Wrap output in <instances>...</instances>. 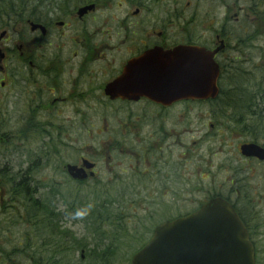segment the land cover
I'll list each match as a JSON object with an SVG mask.
<instances>
[{
    "label": "flooded vegetation",
    "instance_id": "af4514ba",
    "mask_svg": "<svg viewBox=\"0 0 264 264\" xmlns=\"http://www.w3.org/2000/svg\"><path fill=\"white\" fill-rule=\"evenodd\" d=\"M182 1L176 10L169 0H0L10 131L0 142L10 156L22 148L19 175L47 167L59 192L101 195L107 216H120L119 241L140 249L157 227L220 200L264 264V61L259 77L245 69L262 51L253 43L264 0ZM177 49L213 53L214 98L169 100Z\"/></svg>",
    "mask_w": 264,
    "mask_h": 264
},
{
    "label": "water",
    "instance_id": "95a60500",
    "mask_svg": "<svg viewBox=\"0 0 264 264\" xmlns=\"http://www.w3.org/2000/svg\"><path fill=\"white\" fill-rule=\"evenodd\" d=\"M177 52L181 58H175L169 70V100L196 95L214 98L219 73L212 60L213 53L198 49L189 52L177 49L174 53ZM194 57L201 59L197 65ZM195 65L197 81L192 73ZM188 67L192 68L189 78ZM80 172L69 167L74 179H83ZM211 215H215L212 220ZM131 264H254V261L252 246L242 226L227 204L216 200L189 217L157 227L149 242L133 255Z\"/></svg>",
    "mask_w": 264,
    "mask_h": 264
},
{
    "label": "trees",
    "instance_id": "16d2710c",
    "mask_svg": "<svg viewBox=\"0 0 264 264\" xmlns=\"http://www.w3.org/2000/svg\"><path fill=\"white\" fill-rule=\"evenodd\" d=\"M21 21L24 20H11L12 23ZM7 25L8 20L0 16V30L7 28ZM4 127L5 123L1 120L0 134ZM3 145L6 147L5 152H9L8 145L6 143ZM3 145L1 146L4 148ZM13 173L8 172L5 174L3 170H0V179L5 183V194L8 199L5 205H10L9 207H3L5 213L2 215H7L11 210L15 211V215L10 217V225L6 228L7 230L10 227L17 226V224L19 225V223L22 226L23 220L25 221L24 225L28 227L22 238V244L24 242L26 244L14 250L13 255L23 257L27 262L33 264H43L44 261L46 264H69L68 256L74 251L86 247L85 239L72 237L67 231L68 229L61 232L59 223L64 218L61 214H58L57 204L60 203V206H65L67 209L66 213L73 215L75 219L81 215V221L89 226L95 237L94 247L87 252L85 259L91 260V264L120 263L117 261L115 253L117 254L121 247L128 249L130 243L128 240L121 239L119 241L117 239L120 229L118 224L121 223V220L116 211L111 212L114 214L111 217L107 216L112 207L104 208L103 202L88 201L85 203L81 196L83 191L68 189L59 192V190H56L55 183L41 184L39 182L35 185L33 179L29 180L27 178L26 173L23 176L18 175L17 172ZM37 187L39 189L36 190ZM39 190L43 191L40 195H38ZM15 204H20V209L13 208L12 205ZM55 223L56 229H53L52 226ZM108 235L112 236L113 239L109 240ZM20 247L22 248L20 249ZM44 252H48V257L43 256L42 253ZM120 254L122 255L121 252ZM5 256L8 260L11 259V255ZM79 260L80 263H83L81 257ZM127 262L130 264V260L127 259Z\"/></svg>",
    "mask_w": 264,
    "mask_h": 264
},
{
    "label": "rangeland",
    "instance_id": "374dc122",
    "mask_svg": "<svg viewBox=\"0 0 264 264\" xmlns=\"http://www.w3.org/2000/svg\"><path fill=\"white\" fill-rule=\"evenodd\" d=\"M169 1H170V4L172 5V9L181 10L184 8V2L182 0H169ZM195 7H196V5H195ZM198 10H200V6L198 7ZM254 40L255 39H252L250 42H253ZM253 45L256 49H258V47L261 48L262 51L260 52L258 49V51H252L251 52L252 54H250V57L253 59V63H252V65L245 67V69H248L249 72H252V70H253L252 74H253V78H255V77H259L262 74V71H261L262 67H260L259 64L262 61H264V59L261 56V53L264 56V33H262V34L259 33L257 35V39L254 41ZM249 52L250 51H248L247 53H249ZM260 57L263 60L261 59L260 61H258V59ZM257 66H259V67H257ZM4 118L6 119L5 108H3L2 114L0 113V121L4 120ZM9 132L10 131L7 129V127H4L1 130L0 135L7 136V135H9ZM3 144L4 143H2L1 145H3ZM1 145H0V170H3L5 172V174H7L8 172L16 173L18 171L26 170V167H28V165L24 162H23L22 166L20 165L21 167L19 168V164L21 163V159H22V155H23L22 154V148H20L21 150H19V151H14V155L10 156L9 152H5V148H6L5 145H3L4 148ZM30 149L32 151H35V149H37V146L34 144L33 146L30 147ZM9 150H11V147ZM52 175H53L52 169L45 167V170H42L40 172V175L31 174V175L27 176V178L29 180L33 179V184L35 183V185H37L39 182L41 184H49V183L54 184V178ZM37 189H39V188L37 187L36 190ZM5 192H6L5 183L0 179V264H33V263L27 262L26 259H23V257H19L18 255H13L14 250L19 248V246L26 244L25 242L22 244V242H23L22 238H23L25 230L28 227H27V225H24L25 221L23 220L22 226L19 223V225L17 224V226L10 227V229H8V230L6 229L10 225V220H11L10 217H13L15 215V211L11 210L8 212L7 215H5V216L2 215L5 213L3 210L4 206H2V205H3V203L8 202V199H7ZM41 193H43V191L39 190L38 195H40ZM81 196L83 197L82 199L85 203L88 201H90V202H94V201L95 202H102L103 201L102 200L103 198L101 195L83 192V193H81ZM57 200H58V197H57ZM5 207H7V206L5 205ZM12 207L15 208L16 210H18V209H20L21 206H20V204H15ZM57 207L60 209V214L64 218V219H62V223H61V232L68 229L67 231L69 232V234H71L72 237H74L76 239H85L86 243H87L86 247L82 248V250L74 251L71 255L68 256V263L69 264H91V260H89L88 258L85 259L87 252L89 250L93 249L94 240H95V237L93 236L91 230L89 229V226L86 223H83L81 221V219H82L81 215H79L78 218L75 219L73 215L66 213L67 209L65 208V206H60V203H59V204H57ZM3 230H4V233H3ZM128 245H129V252H128V250L123 251L124 252L123 256L121 254L115 253V255H116L115 257H116L117 261L120 262L119 264H129L127 262V259L128 260L131 259V256H132L131 253L134 250V248H136L135 247L136 245L135 244H128ZM137 246H138V244H137ZM21 248L22 247H20V249ZM84 250H86V251H85V254L81 260L83 263H80L79 262L80 261L79 260L80 259V252L84 251ZM42 254L44 257H48V255H49L48 252H44ZM5 255H11L10 256L11 259L8 260ZM43 264H46L45 261L43 262Z\"/></svg>",
    "mask_w": 264,
    "mask_h": 264
},
{
    "label": "bare ground",
    "instance_id": "6f19581e",
    "mask_svg": "<svg viewBox=\"0 0 264 264\" xmlns=\"http://www.w3.org/2000/svg\"><path fill=\"white\" fill-rule=\"evenodd\" d=\"M61 223L62 222L59 223L60 226H61ZM52 227H53V229H56V223Z\"/></svg>",
    "mask_w": 264,
    "mask_h": 264
}]
</instances>
